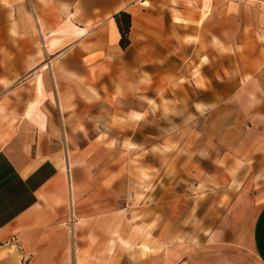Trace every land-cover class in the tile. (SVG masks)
<instances>
[{"label":"crops","instance_id":"obj_1","mask_svg":"<svg viewBox=\"0 0 264 264\" xmlns=\"http://www.w3.org/2000/svg\"><path fill=\"white\" fill-rule=\"evenodd\" d=\"M232 2L235 9L226 0H0V264H81L82 247L87 264H264V41L254 37L264 25L244 24L242 1ZM120 12L130 15L126 46ZM211 51L216 62L201 61ZM227 56L248 75L226 78ZM210 65L219 67V111L231 100L243 121L233 149L218 145L214 176L225 181L206 184L202 170L190 204L172 180L155 185L134 220L118 201L139 171L131 155L140 149L130 144L160 145L144 137L147 114L158 113L146 100L188 97L178 91L195 81L207 91ZM106 107L108 124L121 115L143 137L91 135ZM160 128L154 123V137ZM147 155L160 153L139 155L140 166ZM80 237L89 243L71 257Z\"/></svg>","mask_w":264,"mask_h":264},{"label":"rangeland","instance_id":"obj_2","mask_svg":"<svg viewBox=\"0 0 264 264\" xmlns=\"http://www.w3.org/2000/svg\"><path fill=\"white\" fill-rule=\"evenodd\" d=\"M226 1L227 5H231V7H229L230 9H235L232 8L233 0ZM241 1L248 16L244 20V24H257L259 26L264 25V12L259 13L257 18L254 17L253 13L255 10L264 11V2L261 0ZM227 24L231 23L227 22ZM255 36L264 41V33L254 35V37ZM229 51L231 50L227 49V52ZM214 52L216 53V51H211L210 57L208 59L203 57L201 61L209 60L210 62H216L217 59L213 58ZM228 59L229 58L227 56L226 78H229L230 70L236 71L238 77L240 74L239 70H242L241 76L248 75L250 69L249 66L243 65V67H238L235 66L233 62L229 63ZM218 68L219 67L217 65H210L208 67L210 82L207 91L201 90L203 85L201 81H195L193 89H188V91H178L179 94L188 93V97L181 96L178 98H171L167 95L156 100V102H154L153 99L146 100V106L150 105L152 109L156 107V111H158V113L156 114V118L152 113L151 115L147 114L146 121L148 126L144 137L147 143L156 140V142H159L160 145L156 144L151 147H147V152H145L141 150L143 147L141 148L139 146H135L132 142L130 144V146H134L131 148H135V150H138V148L140 149L139 153H135L134 156L131 155V168H135V170L138 169L139 171L134 174L133 177L127 179L128 191L126 195L119 198L118 201L124 203L125 206L127 204L126 212L134 220L139 219L140 217L142 218L143 214L146 213L143 210H140L139 207H141L144 203L153 201V190L155 185H161L164 189L165 186L170 185V181L172 180V184H174V186L178 189V199H188L187 203L190 204L191 202L196 201V197H198L190 188L201 184L202 178L196 177V175H200L202 170L206 171L210 175L208 178L209 183H206L205 181L204 184L206 183L211 186L222 185L225 181V178H217V176H214V173L219 168L217 163V154L219 152L218 145L221 144L223 149H233L234 147L230 145V143L233 141L235 134H238L239 136L242 134L243 121L239 110L235 108L231 100H227V102L223 105L222 110L219 111L218 98L216 97L219 77ZM200 72V65H195L193 70H191V74L195 77H200ZM170 85L171 84H166L163 87V93H169L165 90H169ZM226 89H228V84ZM136 102L137 100L130 102L129 106H136ZM119 106L126 108L128 105L124 104ZM110 110H112L111 107H106L104 110H101L102 117L98 119L99 121L101 120V122L97 124V128L91 130V135L97 131L110 132L116 136L118 140L127 136L132 137L135 140L139 137H143L142 131L139 132L136 128L128 129L125 125H122L121 122L123 119L121 115L114 114L112 121L108 124L109 115H111ZM106 117L108 118V121H105ZM154 123L156 126H161L159 131L156 129V137L153 136ZM107 124L109 127L106 126ZM224 144H226V146ZM154 150L160 153L159 159H154L153 156L147 155L145 161H143L140 166V159H143V157L141 158L139 155L144 153L148 154L149 151L152 154ZM153 164H156L157 170H155ZM176 164L178 165L177 169L179 177L169 178V171ZM160 170L162 171L161 173ZM187 170L191 171V173L195 176H186L185 171ZM236 181V184H232L231 191L237 187L241 178L236 179ZM164 196L167 195L163 194V197ZM222 197L224 198L223 201H225L228 197V193ZM182 214H185L184 210L182 211ZM199 214H201L200 209L194 210V218L189 217L185 219L184 223L186 222L189 224L190 222L195 221L196 215ZM78 239V242L75 243L74 238H72L71 245L69 247L71 257L74 256V252L78 249L76 246H80V244L87 245V243H89V237H86V239L85 237H80ZM81 251L83 256L82 260H79V262H81V264H87L85 260L89 261L90 258L85 256L87 255L85 248L82 247ZM100 260L101 259H96L97 263H99ZM132 263L133 258H131V264Z\"/></svg>","mask_w":264,"mask_h":264},{"label":"trees","instance_id":"obj_3","mask_svg":"<svg viewBox=\"0 0 264 264\" xmlns=\"http://www.w3.org/2000/svg\"><path fill=\"white\" fill-rule=\"evenodd\" d=\"M115 20L117 22L120 34H121V45L126 46L129 42L128 31L130 27V15L125 12H120L115 15Z\"/></svg>","mask_w":264,"mask_h":264}]
</instances>
